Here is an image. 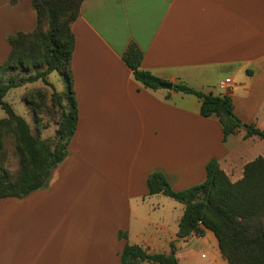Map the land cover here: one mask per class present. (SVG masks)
<instances>
[{
	"label": "crops",
	"instance_id": "crops-1",
	"mask_svg": "<svg viewBox=\"0 0 264 264\" xmlns=\"http://www.w3.org/2000/svg\"><path fill=\"white\" fill-rule=\"evenodd\" d=\"M36 26L32 0H0V64L7 36ZM72 31L77 128L43 186L0 198V264H119L127 242L174 250L181 264H228L212 230L178 236L185 205L150 194L147 180L158 170L182 190L203 182L216 158L237 181L264 156V139L240 129L223 142L198 97L143 87L122 54L136 44L143 68L230 95L235 113L264 129V0H84ZM235 136L260 148L235 154Z\"/></svg>",
	"mask_w": 264,
	"mask_h": 264
},
{
	"label": "trees",
	"instance_id": "trees-1",
	"mask_svg": "<svg viewBox=\"0 0 264 264\" xmlns=\"http://www.w3.org/2000/svg\"><path fill=\"white\" fill-rule=\"evenodd\" d=\"M16 1L11 0L12 3ZM83 1L32 0L37 12L36 28L7 36L11 52L0 64V107L7 114L0 119V157L4 153L5 133L14 127L20 166L17 174L13 175L0 163V198L21 197L40 188L69 152L78 121L72 73L76 41L72 24L80 15ZM143 57V51L136 44H131L122 54L135 80L143 87L161 88V83L167 80L143 68ZM53 71L60 73L67 87L66 92L59 96L63 110L54 144L35 135L26 119L5 99L12 88L28 83L42 80L51 85L48 76ZM9 73L8 79L2 80ZM173 90L195 95L201 101V115L218 117L223 128V142L240 129L245 130L244 139L252 136L264 139V129L243 121L235 113L230 95L205 92L183 82L175 83ZM37 93L43 97L40 90ZM167 97H170V92ZM24 100H28L36 118L41 103L27 96ZM206 171L203 182L182 190L173 189L163 172L153 171L147 180L149 193H163L185 205L178 236L203 234L207 228L219 240L228 264H264V156L248 161L242 178L237 181L231 180L216 158L208 161ZM119 236L127 238V232L120 231ZM119 264L181 263L174 250L171 253H154L127 242Z\"/></svg>",
	"mask_w": 264,
	"mask_h": 264
},
{
	"label": "rangeland",
	"instance_id": "rangeland-1",
	"mask_svg": "<svg viewBox=\"0 0 264 264\" xmlns=\"http://www.w3.org/2000/svg\"><path fill=\"white\" fill-rule=\"evenodd\" d=\"M16 72L18 73V71ZM9 75L10 73L6 74L2 77V80L8 79ZM48 79L51 85H47L42 80H38L20 87L12 88L5 96V99L12 105L18 114L26 119L35 135L50 140L52 144H54L59 127L60 116L63 110L62 105L59 103V96L66 92L67 87L58 71L51 72ZM37 90L42 92L43 97L38 95ZM24 96L31 99L34 98L41 103L37 111V119L35 118V113L29 106L28 100L27 102L24 100ZM6 115L5 110L0 107V119L6 117ZM258 144L259 143L256 145L255 141L248 140L240 142L239 136H235L232 139L235 154L241 152L245 157H251L254 153L253 151H257V149L260 148ZM16 148L15 128L11 127L5 133L4 153L0 157V163L13 175L17 174L20 166V159L16 152ZM234 168L236 170L237 166L235 165ZM168 198L173 203H177L172 197Z\"/></svg>",
	"mask_w": 264,
	"mask_h": 264
},
{
	"label": "water",
	"instance_id": "water-1",
	"mask_svg": "<svg viewBox=\"0 0 264 264\" xmlns=\"http://www.w3.org/2000/svg\"><path fill=\"white\" fill-rule=\"evenodd\" d=\"M161 87L168 89V90H172L174 87V83L172 81H166V82L161 83Z\"/></svg>",
	"mask_w": 264,
	"mask_h": 264
},
{
	"label": "built area",
	"instance_id": "built-area-1",
	"mask_svg": "<svg viewBox=\"0 0 264 264\" xmlns=\"http://www.w3.org/2000/svg\"><path fill=\"white\" fill-rule=\"evenodd\" d=\"M232 80H231V78H227V79H225L224 81H222L221 83H220V86L223 88V87H227V84L228 83H230Z\"/></svg>",
	"mask_w": 264,
	"mask_h": 264
}]
</instances>
